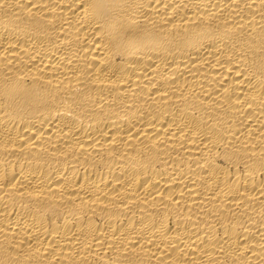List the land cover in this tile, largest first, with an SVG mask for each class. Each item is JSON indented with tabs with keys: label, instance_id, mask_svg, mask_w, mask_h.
Segmentation results:
<instances>
[{
	"label": "bare ground",
	"instance_id": "6f19581e",
	"mask_svg": "<svg viewBox=\"0 0 264 264\" xmlns=\"http://www.w3.org/2000/svg\"><path fill=\"white\" fill-rule=\"evenodd\" d=\"M0 264H264V0H0Z\"/></svg>",
	"mask_w": 264,
	"mask_h": 264
}]
</instances>
